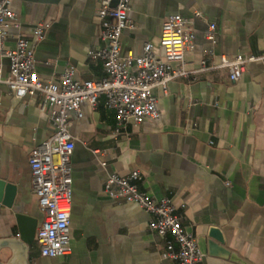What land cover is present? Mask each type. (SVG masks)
Here are the masks:
<instances>
[{
	"label": "crops",
	"instance_id": "obj_1",
	"mask_svg": "<svg viewBox=\"0 0 264 264\" xmlns=\"http://www.w3.org/2000/svg\"><path fill=\"white\" fill-rule=\"evenodd\" d=\"M10 7L18 27L8 29L6 49L14 48L18 34L32 39L34 26L47 24L34 47L41 79L56 80L70 66L80 81L104 76L102 62L88 55L100 46L97 0H12ZM173 13L192 16L193 48L184 55L188 70L197 69L210 49L214 64L223 54L264 51V0H131L134 28L121 33L122 54L140 55L150 42L164 59L161 24ZM211 22L217 32L212 47L205 37ZM0 62L5 75L8 59L0 55ZM153 94L157 117L128 122L118 132L103 95L95 107L81 103V116L70 115V251L42 256L34 240L24 255L0 248V264H177L161 256L165 238L149 229L147 212L104 190L109 174L134 170L142 176L140 190L171 198L205 253L202 264H264V65L247 63L236 81L225 68L197 72L170 81L165 91L157 86ZM41 101L39 93L16 98L0 85V179L14 186L9 205L1 191L0 241L17 237L16 213L37 218V226L43 218L28 163L31 148L53 131ZM213 226L235 258L209 254Z\"/></svg>",
	"mask_w": 264,
	"mask_h": 264
},
{
	"label": "built area",
	"instance_id": "obj_2",
	"mask_svg": "<svg viewBox=\"0 0 264 264\" xmlns=\"http://www.w3.org/2000/svg\"><path fill=\"white\" fill-rule=\"evenodd\" d=\"M12 0H0V55L8 59L7 74H3L0 62V85L7 86L16 98L39 93L42 96L40 109L46 111L52 133L35 144L30 151L28 163L31 170V190L38 199L43 218L35 231V242L42 256H65L70 251L69 224L72 205L71 156L74 138L69 129L72 113L81 116L80 105L87 102L95 107L99 96L105 97L106 105L114 110L116 131L128 122L141 123L145 118L157 117L155 87L164 91L170 81L187 78L197 72L225 68L231 81L238 80L251 61L264 65V51L260 55L238 53L234 56L220 55L219 62H210V49L195 70L185 67L184 55L193 48L194 34L192 16L173 13L161 24L159 46L161 59L147 42L140 55L122 54L120 36L124 29L134 28L129 18L131 0H97L100 46L89 49L88 55L102 62L104 76L98 80L80 81L75 78V69L70 66L54 79H41L35 71L34 47L43 38L47 24L39 22L33 28V37L18 34L12 49L4 47L14 12ZM200 16L199 11L193 12ZM211 47L216 43V24H208L205 33ZM264 48V38H263ZM105 165V162H101ZM142 179L139 171L127 175L111 173L106 177L104 190L113 198L138 204L149 215L148 227L165 238L164 259L177 264H202L205 253L197 238L187 231L176 207L169 196L155 198L140 190ZM168 236V239L166 237Z\"/></svg>",
	"mask_w": 264,
	"mask_h": 264
},
{
	"label": "water",
	"instance_id": "obj_3",
	"mask_svg": "<svg viewBox=\"0 0 264 264\" xmlns=\"http://www.w3.org/2000/svg\"><path fill=\"white\" fill-rule=\"evenodd\" d=\"M2 189L5 190V193L8 196L5 203L9 205L14 193V186L0 179V195ZM15 222L18 228L17 237L1 240L0 248H9L13 254L19 253L24 255L34 242L37 218L23 213H16ZM206 241L209 254L235 258V256L224 246L225 240L220 228L216 226L210 227L207 232Z\"/></svg>",
	"mask_w": 264,
	"mask_h": 264
}]
</instances>
